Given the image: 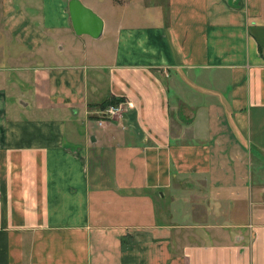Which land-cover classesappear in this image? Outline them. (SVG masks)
<instances>
[{"label": "crops", "instance_id": "1", "mask_svg": "<svg viewBox=\"0 0 264 264\" xmlns=\"http://www.w3.org/2000/svg\"><path fill=\"white\" fill-rule=\"evenodd\" d=\"M80 1L0 0V264H264V0Z\"/></svg>", "mask_w": 264, "mask_h": 264}, {"label": "water", "instance_id": "2", "mask_svg": "<svg viewBox=\"0 0 264 264\" xmlns=\"http://www.w3.org/2000/svg\"><path fill=\"white\" fill-rule=\"evenodd\" d=\"M68 15L77 35L87 34L98 38L102 34V18L80 0H68Z\"/></svg>", "mask_w": 264, "mask_h": 264}, {"label": "built area", "instance_id": "3", "mask_svg": "<svg viewBox=\"0 0 264 264\" xmlns=\"http://www.w3.org/2000/svg\"><path fill=\"white\" fill-rule=\"evenodd\" d=\"M122 109V102H118L116 104H110L106 108H104L102 111L104 112V116H114L115 113L121 111ZM101 110V109H100ZM101 123V122H99Z\"/></svg>", "mask_w": 264, "mask_h": 264}, {"label": "rangeland", "instance_id": "4", "mask_svg": "<svg viewBox=\"0 0 264 264\" xmlns=\"http://www.w3.org/2000/svg\"><path fill=\"white\" fill-rule=\"evenodd\" d=\"M106 15H107V14H105V16H106ZM34 82H35V84H37V85H42V84L38 83L36 80H35ZM122 105H123V103H122ZM122 109H123V106H122ZM122 109H121V110H122ZM91 110H93V107H89L88 112L91 111ZM102 110H103V109L100 110V108L94 109V112H96V114L99 115V116H98L99 119H103V118H105V116H104V112H103ZM120 112H121V111L115 113L114 116L117 115V114L120 113ZM94 114H95V113H94ZM91 160H92V162H91L92 164H91V165L94 166L93 159L91 158Z\"/></svg>", "mask_w": 264, "mask_h": 264}, {"label": "trees", "instance_id": "5", "mask_svg": "<svg viewBox=\"0 0 264 264\" xmlns=\"http://www.w3.org/2000/svg\"><path fill=\"white\" fill-rule=\"evenodd\" d=\"M117 102H119V100H115V99L114 100H107V101H104V102L97 104V105H91L90 107H96V108L104 109L108 105L116 104Z\"/></svg>", "mask_w": 264, "mask_h": 264}]
</instances>
